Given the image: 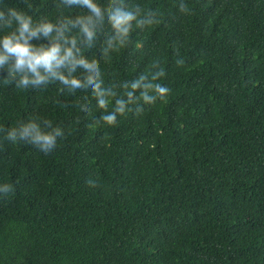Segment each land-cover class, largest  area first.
<instances>
[{
  "label": "trees",
  "instance_id": "obj_1",
  "mask_svg": "<svg viewBox=\"0 0 264 264\" xmlns=\"http://www.w3.org/2000/svg\"><path fill=\"white\" fill-rule=\"evenodd\" d=\"M126 3L155 22L134 23L108 60L107 25L77 45L125 100L115 125L96 123L90 89H21L0 70V129L39 118L63 131L48 154L0 131V185L13 189L0 193V264H264V0ZM9 4L35 22L87 14L66 0ZM161 71L168 95L129 103L123 85Z\"/></svg>",
  "mask_w": 264,
  "mask_h": 264
},
{
  "label": "clouds",
  "instance_id": "obj_2",
  "mask_svg": "<svg viewBox=\"0 0 264 264\" xmlns=\"http://www.w3.org/2000/svg\"><path fill=\"white\" fill-rule=\"evenodd\" d=\"M66 2L82 6L87 9V14L79 15L74 21L63 24L44 20L35 22L27 12L10 6L9 0H0V31L4 33L0 35V70L7 72L5 83L12 80L17 88L27 89L40 88L58 81L70 92L90 89L97 98L98 107L105 110L96 123L103 121L107 125H115L118 115L126 112L125 100L118 97L112 89L104 87L99 62L95 59L91 61L86 59L77 45L84 42L91 47L98 32L104 33L107 25L109 28L105 41L107 47L103 49V58L108 60L109 50L118 51L128 43L133 24L135 23L138 28L150 25L155 22L152 19L154 14L148 12L141 16L140 6L129 5L126 0H109L106 7L97 0H66ZM180 10L186 11L183 3L180 4ZM68 23L79 31L74 35L65 36ZM53 32L55 35H52ZM41 34L51 43L39 46L33 43ZM81 38H84L83 41ZM78 68L84 69L86 74L83 78L75 75ZM162 75H164L163 71L153 75L151 83H145L147 75H141L131 83V90L128 84L123 85L125 89L123 95L128 97L129 103L137 104L141 100L145 104H152L158 98L164 99L170 90L155 82ZM141 88L143 91L134 100V92ZM109 98L115 99V107L111 112L107 111ZM84 110H87L86 107ZM131 110L127 109V111ZM142 111L140 107L136 110L137 114ZM0 131L5 133V139L13 143L32 144L45 154L54 150L57 138L63 136L60 127H53L52 121L39 118ZM12 190L11 184L0 185V193L4 195H8Z\"/></svg>",
  "mask_w": 264,
  "mask_h": 264
}]
</instances>
